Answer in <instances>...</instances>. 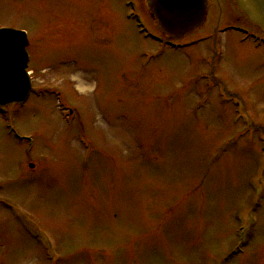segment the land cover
Returning a JSON list of instances; mask_svg holds the SVG:
<instances>
[{"label":"rangeland","instance_id":"374dc122","mask_svg":"<svg viewBox=\"0 0 264 264\" xmlns=\"http://www.w3.org/2000/svg\"><path fill=\"white\" fill-rule=\"evenodd\" d=\"M208 2L172 49L124 0H0L33 90L0 115V264H264V33Z\"/></svg>","mask_w":264,"mask_h":264},{"label":"water","instance_id":"95a60500","mask_svg":"<svg viewBox=\"0 0 264 264\" xmlns=\"http://www.w3.org/2000/svg\"><path fill=\"white\" fill-rule=\"evenodd\" d=\"M148 4L160 32L170 40L189 35L206 20L207 0H148ZM240 4L243 14L264 31V0H241ZM27 45L25 32L0 29V108L21 105L29 95Z\"/></svg>","mask_w":264,"mask_h":264},{"label":"flooded vegetation","instance_id":"af4514ba","mask_svg":"<svg viewBox=\"0 0 264 264\" xmlns=\"http://www.w3.org/2000/svg\"><path fill=\"white\" fill-rule=\"evenodd\" d=\"M141 2V0H139L137 3H136V7H146V5H147V3L146 2H144V3H140Z\"/></svg>","mask_w":264,"mask_h":264},{"label":"bare ground","instance_id":"6f19581e","mask_svg":"<svg viewBox=\"0 0 264 264\" xmlns=\"http://www.w3.org/2000/svg\"><path fill=\"white\" fill-rule=\"evenodd\" d=\"M240 1H241V0H237V2H238V5L241 7V6H242V4H240ZM243 3H245V1H244ZM245 4H246V3H245ZM79 89H80V90H81V89H83L82 85H80V86H79Z\"/></svg>","mask_w":264,"mask_h":264}]
</instances>
